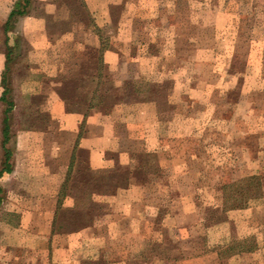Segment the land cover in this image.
<instances>
[{
    "label": "crops",
    "instance_id": "crops-1",
    "mask_svg": "<svg viewBox=\"0 0 264 264\" xmlns=\"http://www.w3.org/2000/svg\"><path fill=\"white\" fill-rule=\"evenodd\" d=\"M19 1L0 0V171L9 169L0 174V226H12L15 221L20 228L49 227L58 242L86 244L92 240L90 234L94 233L98 218L93 222L85 220L82 229L71 232L66 230H70L71 220L63 215L85 207L89 199H102L104 202H97L102 206V212L114 209L124 196L127 197L125 209L150 210L149 216L151 212L167 207L159 204V198L163 200L162 193L154 189L148 198L146 187L165 178L168 183L172 166L176 167L174 172L179 171L173 174V179H188V173L192 175L190 161L198 159L199 155L188 149L193 131L187 124L188 119L176 134L167 132L166 128V132H161L162 122L169 123L167 116H161L171 114L173 110L169 98L178 97L173 94L172 81L164 76V59H157L151 53L152 44L145 38H137L127 45L124 39H118L116 44L111 42V11L115 5L124 6L123 0H30L23 15L9 19ZM76 1H79L78 6L83 5L84 14L59 6L64 4V8H69ZM132 1L136 0L126 4ZM82 19L85 20L80 21ZM114 29L118 35L124 33L120 27ZM128 81L152 86L150 97L146 94L144 101L109 103L108 98L105 101L104 95L108 94L104 93V85L119 87ZM154 88L158 92H154ZM4 91H7L5 101L11 104L7 124L3 123L8 108L7 103L1 101ZM187 93L181 92L179 101L181 96L186 100ZM219 113L214 108L213 118L216 119V115L220 118ZM139 114L147 117V126L137 122ZM226 114L225 118L231 122L232 110ZM233 115L235 118V111ZM200 126L196 129L205 131L200 134L202 136L217 130L206 129L205 124ZM229 135L230 130L228 143L215 136L212 138L211 142L217 145L216 153L209 152L214 159H205L213 165L210 172L219 167L222 158L236 155V134L233 132L232 140ZM69 138L70 145L66 142ZM173 139L181 142V160L169 154ZM211 142L200 147L198 143L204 141L199 139L191 145L199 146L202 154L203 150L208 151ZM6 151L9 152L7 160ZM259 151L261 157L264 148ZM232 159L237 163L236 157ZM115 165L130 171L129 185L112 195L93 192L95 177L91 174L97 171V175H101ZM251 176L256 175L246 177ZM237 181L220 186L222 206L206 208L208 212L223 211V188ZM184 189L180 187L171 192L166 188L165 193L179 195L184 204L190 201L189 196L201 192L198 188ZM246 208H230L226 213L250 210ZM164 209L165 217H168V211ZM58 225L64 226V230L54 232L53 227L56 229ZM249 238L231 240L230 243ZM201 241L206 242L205 239ZM54 250L59 253V261L74 262L72 245ZM172 255L171 252L168 257L172 259Z\"/></svg>",
    "mask_w": 264,
    "mask_h": 264
},
{
    "label": "rangeland",
    "instance_id": "rangeland-1",
    "mask_svg": "<svg viewBox=\"0 0 264 264\" xmlns=\"http://www.w3.org/2000/svg\"><path fill=\"white\" fill-rule=\"evenodd\" d=\"M127 1L111 11V42L116 44L118 39H124L127 45L145 38L152 44L151 53L164 59V76L172 81L173 94L178 97L169 98L173 110L161 116L169 119L168 124H160L161 132H166V128L176 134L188 119L193 130L188 149L199 158L190 161L192 175L188 173V179H173L179 171L174 172L176 167L172 166L168 183L165 178L146 185L148 198L149 192L156 189L163 195L159 204L167 207L149 216L150 210L125 209L124 196L114 209L103 212L90 234L92 240L86 244L67 243L72 245L75 256L71 264H264V152L260 157L259 151L264 148V0H136L126 4ZM59 6L84 14L77 4L71 3L69 8ZM114 27H120L124 33L116 34ZM184 90L188 98L182 100L181 96L179 101ZM214 108L220 112V118H213ZM230 109L231 122L225 118ZM137 122L143 127L149 123L140 114ZM200 124L217 130L202 136L205 131L196 129ZM229 130L231 140L233 132L236 134V155L222 158L219 167L210 172L213 165L205 159H214L209 153H216L217 149L212 138L228 143ZM195 135L202 138L195 139ZM199 139L204 141L198 143L200 147L212 143L202 154L199 146L191 145ZM68 141L70 145V138ZM179 141L173 139L169 154L181 160ZM232 157H236L237 163ZM248 175L263 179V194L248 202L246 209L250 210L207 211L209 207L221 208L222 184L240 181ZM180 187L184 191L198 188L201 192L189 196L190 201L184 204L179 195L165 193L166 188L174 192ZM54 236L51 228L44 226L20 228L15 221L12 226H0V264H66L58 260L59 253L54 249L67 244ZM249 236L244 243H230ZM236 243H242L243 250L251 252L218 258V253L229 255L224 250ZM171 252L172 259L168 257Z\"/></svg>",
    "mask_w": 264,
    "mask_h": 264
},
{
    "label": "trees",
    "instance_id": "trees-1",
    "mask_svg": "<svg viewBox=\"0 0 264 264\" xmlns=\"http://www.w3.org/2000/svg\"><path fill=\"white\" fill-rule=\"evenodd\" d=\"M19 2H16L9 19L17 15H23L24 8L29 4L30 0H22V1L20 0ZM77 2L79 1H76L75 5L78 4ZM82 7L83 5L80 4L79 8L82 9ZM84 20L85 19H82L80 21H84ZM9 22L11 21L8 20V23ZM146 85L147 84L133 83L131 81L125 82L119 87H117L116 85L115 87L113 84H106L103 86V88L105 89L104 93L108 94V95H104L105 101L107 102V98L109 103H112L114 101L128 102L132 100H141V101H144V99L147 100V98H143V97L146 94L149 96L150 92L152 91V86H146ZM153 90L154 92H158L157 88H154ZM143 92L145 93L140 96V93ZM6 93L7 91H4L2 95V100H1L2 102H6L5 101ZM6 103H7L6 105H8V108L4 113V118H3L4 124L8 123V113L11 109V104L9 102ZM8 155L9 152L6 151V160L8 159ZM146 165H148L147 159H146ZM141 167L144 168L143 161L141 162ZM7 170H9L7 169V167L2 169V171H7ZM2 171H0V174ZM98 173L99 172L96 171L93 174H91L92 176L95 177V181L92 185L93 192L99 191L98 193L102 192L104 194L112 195L116 192L117 189L119 188L123 189L129 185L130 171L121 168L119 165H115L112 170L104 171L103 174L101 175H97ZM260 181L261 179H259L258 177L251 176V177L243 178L234 184L232 183L224 186L222 212L226 213V211H228L227 209L230 208H236V209L245 208L250 200L260 198L262 196V184ZM101 188L103 189V191H100ZM228 189L230 190V192H228ZM228 193H230V195ZM85 205H86L85 207L72 210L71 212L69 211L67 216L63 215L64 217H67L71 220V222L70 221L67 222V223L70 222V226H71L70 230L69 228L66 229L67 231L72 232L82 229L85 225V220L88 219V222L90 221L93 222L94 219L100 217V215L103 214V212L100 210V207L102 208V206L99 205V203L89 199L85 202ZM58 228L61 229V231L64 230V226L58 225ZM53 231L55 232V227H53ZM242 243H236L234 246H232V244L229 245L228 249L224 250L225 252H228L229 255H222L218 253V258L221 259V257L223 256H232V254L251 252V250L248 249L243 250L244 246L240 245Z\"/></svg>",
    "mask_w": 264,
    "mask_h": 264
}]
</instances>
